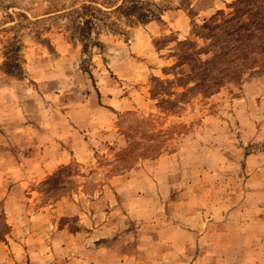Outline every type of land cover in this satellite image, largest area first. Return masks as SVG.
<instances>
[{
  "label": "rangeland",
  "instance_id": "obj_1",
  "mask_svg": "<svg viewBox=\"0 0 264 264\" xmlns=\"http://www.w3.org/2000/svg\"><path fill=\"white\" fill-rule=\"evenodd\" d=\"M237 1L0 0V264H264V0Z\"/></svg>",
  "mask_w": 264,
  "mask_h": 264
},
{
  "label": "trees",
  "instance_id": "obj_2",
  "mask_svg": "<svg viewBox=\"0 0 264 264\" xmlns=\"http://www.w3.org/2000/svg\"><path fill=\"white\" fill-rule=\"evenodd\" d=\"M243 4H245V0H239V1L236 2V4H235L236 9H235V11H234L235 14H238V12L242 9ZM237 20H238L237 17H233V18H231V21L238 22Z\"/></svg>",
  "mask_w": 264,
  "mask_h": 264
}]
</instances>
